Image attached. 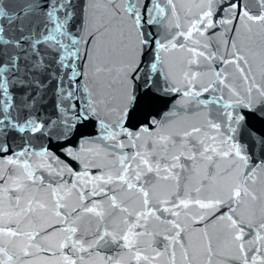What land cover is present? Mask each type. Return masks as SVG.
<instances>
[{
  "label": "snow or ice",
  "instance_id": "1",
  "mask_svg": "<svg viewBox=\"0 0 264 264\" xmlns=\"http://www.w3.org/2000/svg\"><path fill=\"white\" fill-rule=\"evenodd\" d=\"M0 264H264V0H0Z\"/></svg>",
  "mask_w": 264,
  "mask_h": 264
}]
</instances>
